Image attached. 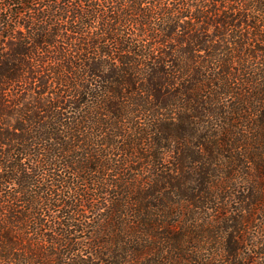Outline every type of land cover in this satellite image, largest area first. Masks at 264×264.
Returning a JSON list of instances; mask_svg holds the SVG:
<instances>
[{"label": "trees", "instance_id": "1", "mask_svg": "<svg viewBox=\"0 0 264 264\" xmlns=\"http://www.w3.org/2000/svg\"><path fill=\"white\" fill-rule=\"evenodd\" d=\"M0 264H264V0H0Z\"/></svg>", "mask_w": 264, "mask_h": 264}]
</instances>
